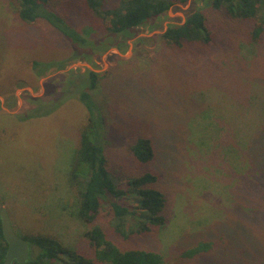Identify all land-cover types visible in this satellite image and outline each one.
<instances>
[{
  "label": "rangeland",
  "instance_id": "rangeland-1",
  "mask_svg": "<svg viewBox=\"0 0 264 264\" xmlns=\"http://www.w3.org/2000/svg\"><path fill=\"white\" fill-rule=\"evenodd\" d=\"M70 1L53 9L71 21L92 25V46L88 42L81 51L93 60H69L64 69L37 76L32 62L68 60V44L44 22L20 24L10 1L0 0V87L5 86L0 89V202L15 233L23 237L31 230L52 231L65 244L89 252L83 238L87 227L59 214L58 206L73 200L68 177L87 115L66 73L91 70L100 76L91 96L103 110L114 140L106 147L108 168L118 177L153 170L160 175L158 186L166 197V225L155 234L128 239L110 231L105 204L97 223L108 238L121 249L157 251L170 264L262 261L264 178L250 187L249 156L253 162L259 159L255 153L238 158L241 141L250 147L249 122L242 120L244 128L236 129L232 121L250 116L249 93L254 92L249 81L263 86L264 45L250 46L246 23L209 8V29L219 43L232 42L230 47L224 43L209 55V50L189 54L185 48L178 53L164 47L157 35L186 20L189 0L175 4L154 29L140 28L129 40L115 37L124 43L122 49L112 45L97 54L105 47L102 24L83 16L80 0ZM196 7L207 6L197 2ZM240 87L247 94L243 106L236 97ZM51 107L48 115L42 114ZM30 109H38L40 116L28 117ZM138 137L151 139L156 151L149 167L130 157V145ZM36 200L33 207L30 202ZM206 241L213 243L208 252L180 261V252Z\"/></svg>",
  "mask_w": 264,
  "mask_h": 264
},
{
  "label": "trees",
  "instance_id": "trees-1",
  "mask_svg": "<svg viewBox=\"0 0 264 264\" xmlns=\"http://www.w3.org/2000/svg\"><path fill=\"white\" fill-rule=\"evenodd\" d=\"M9 1L8 4L12 6L15 18L20 24L32 27L40 21L44 22L68 44L66 46V51L70 55L68 60L32 62V72L37 76H42L52 68L62 70L69 60H93L90 53L81 51L88 42L89 48L92 46L91 41L88 40L92 25L88 26L87 21L84 20L80 23L71 21L66 18L62 10L60 12L53 9L59 5L64 8L66 1H72ZM188 1L80 0L79 3L85 10L83 16L88 14L89 22L97 20L105 30V35L100 36L101 39H105V47L100 48L101 50L97 53L99 54L105 52L112 45H117L118 49H122L124 43L117 41L118 38L115 37L120 36L121 40H129L140 28L146 27L152 30L160 17L165 15L175 4H186ZM197 2H203L207 7L198 9ZM209 8L226 14L232 21L246 23L250 29L248 31L250 46L261 47L264 45V0H192L190 13L186 20L179 25H169L162 34L157 35L163 46L172 50L177 49L178 53H183L181 50L184 51L185 48V53L189 54L199 51L198 49L209 50L205 55L221 48L225 42L219 43L218 38L213 35L207 25L206 11ZM121 34H126V37ZM108 41L110 43L106 44ZM231 44L232 42L227 41L225 47H230ZM76 50L80 53L77 54ZM8 74L11 78H16L13 72ZM66 74L67 77L74 80V94L84 105L87 115L68 177L69 186L74 193L73 200L70 204L59 205L58 211L59 214H65L80 222V225L87 227L83 231V238L87 242L89 252L84 253L75 246L65 244L55 232H43V230L34 232L31 230L29 231L31 233L23 236L30 246L29 259L24 264H170L157 251L139 248L121 249L108 238L106 230L97 223L101 209L106 204L109 206L111 216L109 228L113 233L124 239L155 234L167 222L165 217L166 197L158 186L160 175L153 170L119 177L114 171H110L107 164L106 147L114 140L111 139L107 131L103 110L91 96V92L100 84V76L91 70H87L85 73L70 70ZM257 84H259L258 81H249V86L254 92L253 94L249 93L247 108H249L250 116L239 118L240 121L237 122L235 119L232 121L236 129L244 128L240 125L242 120L249 122L247 130L250 135L248 137L250 147L247 141L244 143L238 140L236 143L240 141L243 143L238 158L241 155L248 156L255 153L259 159L254 163L252 157L249 156L251 188L256 187L264 178V162L262 160L264 158V83L262 87ZM3 87L5 86H1L0 89ZM240 90V94L236 97H239L240 106H243L247 94L242 87ZM53 109L51 107L42 114L48 115ZM27 114L28 117L40 116L38 109H30ZM245 145L246 147H244ZM130 157L132 161L134 160L142 167L153 165L156 160V151L151 139L136 138L130 145ZM252 183L254 184L252 185ZM39 201H42V196ZM30 203L36 207L35 205L39 202L36 200L35 203ZM212 245L213 243L210 241L198 242L194 247L180 252L178 258L183 262L193 260L208 252ZM6 252L7 243L2 235L0 220V264H5ZM11 264L18 263L13 261ZM257 264H264V259Z\"/></svg>",
  "mask_w": 264,
  "mask_h": 264
},
{
  "label": "water",
  "instance_id": "water-1",
  "mask_svg": "<svg viewBox=\"0 0 264 264\" xmlns=\"http://www.w3.org/2000/svg\"><path fill=\"white\" fill-rule=\"evenodd\" d=\"M0 220L1 231L5 242L7 243V252L5 255V264H11L15 261L18 264H24L29 259L30 246L28 241L18 236L12 228L11 221L6 209L0 202Z\"/></svg>",
  "mask_w": 264,
  "mask_h": 264
}]
</instances>
